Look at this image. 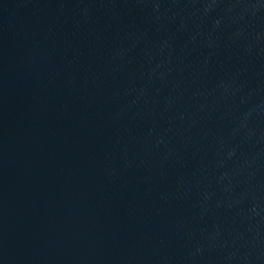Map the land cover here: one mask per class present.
Returning a JSON list of instances; mask_svg holds the SVG:
<instances>
[{"label": "water", "instance_id": "obj_1", "mask_svg": "<svg viewBox=\"0 0 264 264\" xmlns=\"http://www.w3.org/2000/svg\"><path fill=\"white\" fill-rule=\"evenodd\" d=\"M0 264H264V0H0Z\"/></svg>", "mask_w": 264, "mask_h": 264}]
</instances>
